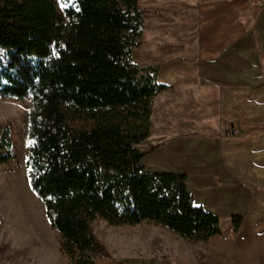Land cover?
Segmentation results:
<instances>
[{"label": "trees", "instance_id": "16d2710c", "mask_svg": "<svg viewBox=\"0 0 264 264\" xmlns=\"http://www.w3.org/2000/svg\"><path fill=\"white\" fill-rule=\"evenodd\" d=\"M139 1L63 0L61 14L53 0H0V99L30 102L28 184L70 264L108 258L91 230L96 219L149 222L192 244L221 234L219 218L194 204L185 174L141 164L136 146L166 86L157 68L131 60L147 14ZM14 158L4 127L0 164ZM241 221L232 217L234 231Z\"/></svg>", "mask_w": 264, "mask_h": 264}, {"label": "crops", "instance_id": "0c3cea01", "mask_svg": "<svg viewBox=\"0 0 264 264\" xmlns=\"http://www.w3.org/2000/svg\"><path fill=\"white\" fill-rule=\"evenodd\" d=\"M170 1L159 10L138 2L146 16L159 20L164 38L144 53L149 62L137 66L157 68V82L166 86L153 102L165 99L177 108L162 116L156 139H150V117L149 137L136 148L146 154L176 136L189 148L198 143L196 150L188 148L191 163L179 172L188 190L193 197L188 185L197 178L200 195L213 199L217 209L234 200L224 219L242 213V221L237 231L226 221L221 234L205 243H189L149 222L117 228L114 235L150 236L168 246L165 255L140 264H264V2ZM230 131L237 136L225 137ZM238 134L243 137L236 140ZM96 262L113 264L108 258Z\"/></svg>", "mask_w": 264, "mask_h": 264}, {"label": "rangeland", "instance_id": "374dc122", "mask_svg": "<svg viewBox=\"0 0 264 264\" xmlns=\"http://www.w3.org/2000/svg\"><path fill=\"white\" fill-rule=\"evenodd\" d=\"M53 1L62 14L63 0ZM170 3V0H140L139 5L141 8L159 10L167 8ZM158 21L157 18H149L146 15L143 17L140 39L143 46L132 50L131 60L134 64H147L149 61L143 57L144 53L155 48L153 44L164 38L163 31L157 28L160 25ZM29 107L28 100L0 99V129L10 128L15 152L13 160L8 164H0V264H70L68 257L62 251L61 236L50 227L42 202L32 193L28 184L25 161L29 149L27 121ZM173 108L177 106H172L165 99L154 100L150 139L158 137L156 127L165 121L162 120V116ZM242 137L238 134L235 139ZM177 138L181 136H176L173 141L159 146L152 152L143 150L144 153L146 152L143 154V165L147 171L179 173L189 162L191 163L190 154L186 153L189 148L187 140L181 145L182 142ZM188 141L192 142L190 139ZM198 147L199 144L196 143L189 149L194 151ZM192 170L194 171L193 168ZM188 186L196 192L193 196L194 203L217 215L222 228L226 226V221L230 223L231 216L229 219H224V216L229 214L228 210L233 207L229 205L234 200L229 199L230 203L217 209L213 206V199L200 195L203 191L201 185L197 183V178H194ZM241 214L233 216H242ZM117 228L120 227L111 226L100 219L91 223L93 234L103 245L108 260L113 264H140L152 260V256H162L167 252L168 246L166 247L165 243L150 236L140 239L131 236L130 232L123 234L125 237H121L122 234L115 236Z\"/></svg>", "mask_w": 264, "mask_h": 264}, {"label": "built area", "instance_id": "2783aa9c", "mask_svg": "<svg viewBox=\"0 0 264 264\" xmlns=\"http://www.w3.org/2000/svg\"><path fill=\"white\" fill-rule=\"evenodd\" d=\"M236 135V132L235 131H230V132H227L225 134L226 137H232V136H235Z\"/></svg>", "mask_w": 264, "mask_h": 264}]
</instances>
